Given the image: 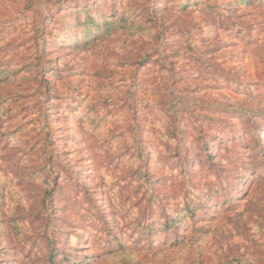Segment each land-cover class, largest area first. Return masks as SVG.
Masks as SVG:
<instances>
[{
	"label": "rangeland",
	"instance_id": "374dc122",
	"mask_svg": "<svg viewBox=\"0 0 264 264\" xmlns=\"http://www.w3.org/2000/svg\"><path fill=\"white\" fill-rule=\"evenodd\" d=\"M0 264H264V0H0Z\"/></svg>",
	"mask_w": 264,
	"mask_h": 264
},
{
	"label": "trees",
	"instance_id": "16d2710c",
	"mask_svg": "<svg viewBox=\"0 0 264 264\" xmlns=\"http://www.w3.org/2000/svg\"><path fill=\"white\" fill-rule=\"evenodd\" d=\"M89 24H90L89 22L86 23L87 26H88ZM139 30H140V31H143V28H140Z\"/></svg>",
	"mask_w": 264,
	"mask_h": 264
}]
</instances>
